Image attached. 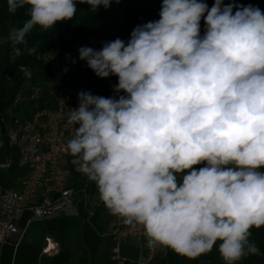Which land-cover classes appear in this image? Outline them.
<instances>
[{"label": "clouds", "instance_id": "clouds-1", "mask_svg": "<svg viewBox=\"0 0 264 264\" xmlns=\"http://www.w3.org/2000/svg\"><path fill=\"white\" fill-rule=\"evenodd\" d=\"M112 2L7 0L10 13L28 6L30 16L7 40L20 56L16 46L34 27L71 21L77 3L96 12ZM78 51L97 77L117 76L114 90L125 94L82 91L68 114L78 127L67 151L109 212L142 229L150 249L195 258L219 242L225 264L258 255L249 238L264 227V12L163 0L160 19L137 25L127 43Z\"/></svg>", "mask_w": 264, "mask_h": 264}, {"label": "trees", "instance_id": "trees-1", "mask_svg": "<svg viewBox=\"0 0 264 264\" xmlns=\"http://www.w3.org/2000/svg\"><path fill=\"white\" fill-rule=\"evenodd\" d=\"M202 2L206 3L210 9L215 0H202ZM162 3L163 0H119V3L113 0L107 9L101 5L96 12L91 11V6L88 4L77 3V11L71 21L58 22L47 30L39 26L34 27L26 36L27 45L16 46L21 49V55L16 56L13 45L11 41L7 40V37L11 29L22 27L30 18L29 9L28 6H25L15 13H10L7 0H0V40L4 41L0 43V122L3 126L8 118L7 110L13 105L17 94L23 90L29 96L33 87L49 80L51 70L44 60L46 53L55 52L66 55L68 58L67 69L73 80L86 75L99 91L103 93L115 91L118 77L114 75L108 78L97 77L88 67L87 62L79 58L78 50L82 47L101 50L104 44L117 38L127 43L131 32L137 25L160 19ZM223 3L225 5L229 3L242 6L252 5L264 12V0H223ZM235 10L234 8L233 12ZM205 31L206 24L204 17H202L200 35L203 36ZM32 47H35L36 51L29 55L27 48ZM21 68L25 71L22 72ZM25 72H29L31 75H25ZM25 85L26 88H24ZM35 102H38L39 107L50 105V99L45 97L28 100L29 104ZM0 138L5 141L6 156L10 160L7 169L0 171V186L10 187L14 184L16 171L20 167L14 149L8 145L5 133L0 134ZM203 166L205 165L201 164L195 167L198 170ZM71 170L74 185L78 191L80 192L79 189L84 186L88 195L97 197L98 205L94 207V212L89 217H87L82 206H79L82 223L72 220L70 217H61L49 220L45 229L66 242L69 232L79 226V235L85 252V256L79 263L94 264V255L105 232V227L101 222V214L106 207L99 199L95 183L85 179L83 174L73 167ZM28 217H30V214L24 213L22 225ZM251 231L250 242L256 244L259 248V254L248 255L237 264H264V227L260 229L253 228ZM218 246L219 242L210 252L195 258L177 254L168 248L163 257L147 264H225L219 254ZM37 247L38 242L36 240L29 242L28 239H24V236L16 247L14 243L6 242L2 247L0 264H35L38 254ZM66 258L67 255L61 256L59 254V257L53 261L55 264H61ZM121 264L134 263L133 261L123 260Z\"/></svg>", "mask_w": 264, "mask_h": 264}, {"label": "built area", "instance_id": "built-area-1", "mask_svg": "<svg viewBox=\"0 0 264 264\" xmlns=\"http://www.w3.org/2000/svg\"><path fill=\"white\" fill-rule=\"evenodd\" d=\"M44 60L51 70L49 80L44 83L48 92L42 93L37 85L29 96L22 90L7 110L4 133L17 156L18 166L26 173L15 187L0 186V255L6 242H17L22 235L23 228L18 219L24 213L30 214L28 222L30 218L52 216L76 203L78 207L82 206L87 217L93 214L98 205L97 197L88 195L84 186L79 192L72 178L71 168L75 167L76 158L67 151L66 145L78 125L68 123V114L79 107L78 94L82 91L105 98L125 95L113 90L109 93L99 91L86 75L73 80L64 54L46 53ZM39 97L50 99V105L39 107L38 102L28 103ZM107 234L118 242L135 239L143 252L138 264L154 262L168 249H150L143 230H130L117 216L111 219ZM43 250L48 252L50 243ZM112 257L118 264L124 259L118 253Z\"/></svg>", "mask_w": 264, "mask_h": 264}, {"label": "crops", "instance_id": "crops-1", "mask_svg": "<svg viewBox=\"0 0 264 264\" xmlns=\"http://www.w3.org/2000/svg\"><path fill=\"white\" fill-rule=\"evenodd\" d=\"M1 142H2V139L0 141V144H1ZM5 153H6V151H5ZM9 162H10V160L6 156V164L0 166V171L6 170ZM20 169H22V168H19L18 170H20ZM17 171H16V175L14 178V184L10 187L5 186V188H12V187L16 186V184L18 183V177H17L18 172ZM24 177H25V174L23 175V179H24ZM58 212L53 214L52 216H49V217H46L43 219L30 218V220L27 222V220L29 219V217H28L23 225L21 224V222H22V218H23L24 214L19 216L18 224L20 225V227L23 228V233L19 237L17 242L16 241H11V242L14 243L15 247H16L17 244L19 243L20 239L23 236H24V239L25 238H26V240L28 239L29 242H33L34 240H36L38 242V247H37L38 254H37L35 264H44V263H46V261L51 262L50 264H55L53 260L55 258L59 257V254H61V256L67 255V258L61 264H72L73 257L75 256L76 253H80V249L82 250V252L85 255L84 246H83L82 241H81V236L79 237V239H80L79 244L78 245L75 244L74 237H73L74 236L73 235L74 229L71 232H69V234L66 238V242L63 241L62 239H60L59 237L54 236V234H51L50 232L46 231V229H45V227L47 225L46 223L49 220L55 219V218H61V217H70L71 218V216H69L70 215L69 213H65V212L58 213ZM106 233H108V232H106ZM130 241L134 242V245L141 250L138 242L135 239H131ZM47 243H50V250H51L50 253L45 252L43 250L46 247ZM141 252H142V250H141ZM142 256H143V252H142ZM142 256H141V258H142Z\"/></svg>", "mask_w": 264, "mask_h": 264}, {"label": "rangeland", "instance_id": "rangeland-1", "mask_svg": "<svg viewBox=\"0 0 264 264\" xmlns=\"http://www.w3.org/2000/svg\"><path fill=\"white\" fill-rule=\"evenodd\" d=\"M37 86L41 87L42 93H46V91L48 92L49 88L46 84L40 83ZM24 88H26V85L24 86ZM74 168L77 171H79L77 164H75ZM17 172H18V175H17L18 182H20L23 180V175L25 174V171L24 169L23 170L20 169ZM83 176L85 179H87V177L84 174ZM78 208L79 207L76 205V203H74L70 207L64 208L58 213H61V212L69 213L70 214L69 216H71L72 220H76L77 222L82 223ZM113 217L114 215H112L107 208H105L102 211L101 222L105 227V232H104L105 235H102L103 238L94 255V258H93L94 264H116V263L118 264V261L112 258V256L116 253H118L122 258H124L123 260H129L130 262L133 261L134 264H138V261L141 259V256H142V252L139 248H137L134 245V242L130 241L131 239H125L122 242H118L106 233L108 232L109 223ZM79 234H80V228L78 226V227H75L74 232H73V235H74L73 237H74V241L76 245H78L80 242ZM48 252L50 253L51 250H49ZM84 256H85L84 253L80 249V253H76L75 256L73 257L72 264H80L79 262ZM50 263L51 262L46 261V263L44 264H50Z\"/></svg>", "mask_w": 264, "mask_h": 264}, {"label": "water", "instance_id": "water-1", "mask_svg": "<svg viewBox=\"0 0 264 264\" xmlns=\"http://www.w3.org/2000/svg\"><path fill=\"white\" fill-rule=\"evenodd\" d=\"M4 132H5L4 126L0 122V134H4ZM5 164H6L5 141L2 140L0 144V166L5 165Z\"/></svg>", "mask_w": 264, "mask_h": 264}]
</instances>
